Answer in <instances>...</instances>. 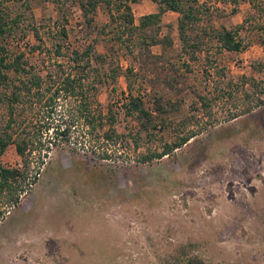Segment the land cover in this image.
<instances>
[{
  "label": "rangeland",
  "instance_id": "374dc122",
  "mask_svg": "<svg viewBox=\"0 0 264 264\" xmlns=\"http://www.w3.org/2000/svg\"><path fill=\"white\" fill-rule=\"evenodd\" d=\"M197 4L201 19L186 34L198 49L182 51L177 12L166 11L159 29H146L147 38H164L149 48L159 59L147 55L142 38L129 41L119 19L102 32L109 22L104 5L95 30L71 0L10 5L17 21L3 41L44 66L43 74L89 43L105 55L98 100L113 108L122 136L121 154L104 162L75 139L52 148L36 182L0 218V264H176L184 254L198 264H264V103L254 107L264 100V0ZM131 7L138 24L158 4ZM119 28L122 43L114 38ZM223 28L237 32L242 50L219 47L216 31ZM128 93L143 100L155 122L164 121L142 130L125 114ZM4 112L0 105L1 123ZM191 134L163 157L143 160ZM1 163H21L13 144Z\"/></svg>",
  "mask_w": 264,
  "mask_h": 264
},
{
  "label": "trees",
  "instance_id": "16d2710c",
  "mask_svg": "<svg viewBox=\"0 0 264 264\" xmlns=\"http://www.w3.org/2000/svg\"><path fill=\"white\" fill-rule=\"evenodd\" d=\"M33 1L36 0H0V105L5 108L4 123L0 122V218L5 209L18 204L21 196L36 182L52 148L75 139L78 147L101 162L121 154L116 150L122 134L114 128L115 112L111 106L105 109L98 100L100 87L107 81L106 72L100 68L105 61L103 53L96 52L94 45L89 43L82 50L73 49L67 61L53 62L52 70L43 74L44 66L31 62L24 51L10 52L4 43L5 37L12 35L17 21L9 13L10 5L18 2L29 8ZM71 1L80 9L83 24L89 30L97 28L94 16L97 8L104 5L109 22L101 27V31L104 32L105 27L119 19V25L123 23L128 29L129 41L135 42L137 37L142 38L147 55L156 59L160 56L151 54L149 48L165 41L156 35L147 38L146 29L152 25L159 29L166 11L177 12L180 15L177 27L182 51H188L189 47L199 48L198 42L193 40L189 43L186 34V30L201 19L197 0H153L158 4L157 11L142 15L138 24L135 23L131 5L139 0ZM120 29L114 33V38L122 43L125 41L124 30ZM33 33L38 36L36 29ZM60 33L62 36L67 35L63 27ZM236 35L233 29L216 31L219 47L227 51L242 50L244 44ZM56 51L58 53L59 49ZM127 71L130 72L131 68ZM116 76L112 74L113 79ZM199 98L203 99L202 96ZM263 103V98L258 97L254 107ZM123 105L125 114L134 116L144 131L154 130L158 122L164 121L160 116L155 122L152 111L145 107L139 96L128 93ZM157 109L162 115V107L159 105ZM193 136L187 135L179 142L166 144L160 152L147 155L143 160H151L153 156L161 158ZM11 144L21 159V163L14 167L1 163L2 154ZM174 261L176 264L202 262L196 256L185 257V254L176 256Z\"/></svg>",
  "mask_w": 264,
  "mask_h": 264
}]
</instances>
